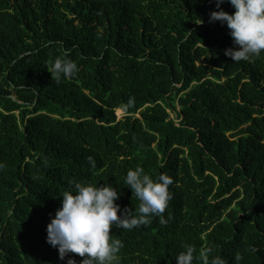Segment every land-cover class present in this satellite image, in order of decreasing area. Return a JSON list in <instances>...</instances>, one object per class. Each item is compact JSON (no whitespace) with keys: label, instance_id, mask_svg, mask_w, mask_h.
I'll return each mask as SVG.
<instances>
[{"label":"trees","instance_id":"1","mask_svg":"<svg viewBox=\"0 0 264 264\" xmlns=\"http://www.w3.org/2000/svg\"><path fill=\"white\" fill-rule=\"evenodd\" d=\"M216 10L215 0H0V264H80L46 242L68 182L111 184L134 212L124 181L138 166L172 177L173 199L167 223L113 226L119 264H176L185 245L194 264L208 248L226 264L237 253L264 264V52L226 57L235 46L209 22ZM57 58L77 76L57 84Z\"/></svg>","mask_w":264,"mask_h":264},{"label":"clouds","instance_id":"2","mask_svg":"<svg viewBox=\"0 0 264 264\" xmlns=\"http://www.w3.org/2000/svg\"><path fill=\"white\" fill-rule=\"evenodd\" d=\"M225 2L235 9L233 14L222 9L221 5ZM215 4L218 10L209 14V22L226 25L235 46L226 49L225 56L234 63L252 62L260 57L264 52V0H215ZM48 63V72L57 84L75 78L80 70L71 59L57 58ZM133 103L134 99L129 98L128 105ZM87 161L93 173L99 174L95 159L89 156ZM5 167L4 163H0V171ZM124 182L139 201V207L134 212L127 208L122 210L116 203L120 193L111 184L96 186L75 179L68 182L61 206L46 228V242L58 250L60 260L76 254L83 258L80 264H119L123 244L110 235L113 226L129 231L146 228L154 217H159L162 224L167 223L164 213L173 199L170 191L174 183L172 177L161 173L153 179L138 166L127 172ZM195 253L193 246L185 245V251L176 257V264H194L197 259ZM212 253L211 248L199 253L202 264H226L223 258ZM242 259L237 253L236 264H240ZM67 264L77 262L69 258Z\"/></svg>","mask_w":264,"mask_h":264},{"label":"rangeland","instance_id":"3","mask_svg":"<svg viewBox=\"0 0 264 264\" xmlns=\"http://www.w3.org/2000/svg\"><path fill=\"white\" fill-rule=\"evenodd\" d=\"M117 116L119 119H121L122 117L125 116V111L123 109L117 110ZM172 117H174V116L172 115Z\"/></svg>","mask_w":264,"mask_h":264}]
</instances>
